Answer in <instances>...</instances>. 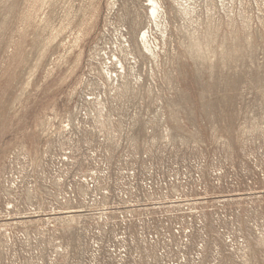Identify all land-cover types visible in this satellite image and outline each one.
<instances>
[{
	"label": "rangeland",
	"instance_id": "374dc122",
	"mask_svg": "<svg viewBox=\"0 0 264 264\" xmlns=\"http://www.w3.org/2000/svg\"><path fill=\"white\" fill-rule=\"evenodd\" d=\"M157 2L0 0V264H264V0Z\"/></svg>",
	"mask_w": 264,
	"mask_h": 264
},
{
	"label": "built area",
	"instance_id": "2783aa9c",
	"mask_svg": "<svg viewBox=\"0 0 264 264\" xmlns=\"http://www.w3.org/2000/svg\"><path fill=\"white\" fill-rule=\"evenodd\" d=\"M152 143H153V146L149 145L148 151L145 155L150 154L151 153L150 151H152V153L155 155L146 156L148 158H150V157L162 158V159L163 158H169L171 156H175L176 154L180 155V153L178 151H181V149H182L181 146L176 145V143L174 141H172L171 139H169L167 137L166 138L165 137L157 138L154 141H152L151 144ZM154 143H157V144L154 145ZM174 147L177 148V153L171 152V150ZM167 150H169V151H167ZM143 158H145V157L144 156H138L136 158V161L148 160L147 158H145L144 160H141ZM190 158H193V156H191ZM182 185L183 184L172 185V186H170L169 189H170V191L177 192L182 187ZM125 225H129V224H125ZM177 232H179V234L181 236V240L179 242H177V244H174V246H172V248H171L172 250H178L181 252V251H185L186 248H188V250H189L191 247L196 245L197 234H194L193 230L185 232L183 235L181 228L178 227V229L174 233H177ZM158 240H151L150 242L153 243L154 245H156L157 247H159ZM169 255H172V253L170 252Z\"/></svg>",
	"mask_w": 264,
	"mask_h": 264
},
{
	"label": "bare ground",
	"instance_id": "6f19581e",
	"mask_svg": "<svg viewBox=\"0 0 264 264\" xmlns=\"http://www.w3.org/2000/svg\"><path fill=\"white\" fill-rule=\"evenodd\" d=\"M178 1L180 2L181 0H174V2L180 6V3H179ZM182 1H183V0H182ZM149 5L151 6V9H150V11H149V15H150V17L153 18L154 23L156 24V21H157L156 19H158L159 15H160V12H161L162 10L160 9V6H159L157 0H149ZM162 12H163V11H162ZM160 16H161V15H160ZM140 34H141V35H140ZM140 34L138 35V38L140 39V41L143 42L144 47H145L149 52H153L151 46L148 44V43H149V42H148V30L143 31V32L140 33ZM144 47H143V48H144Z\"/></svg>",
	"mask_w": 264,
	"mask_h": 264
}]
</instances>
